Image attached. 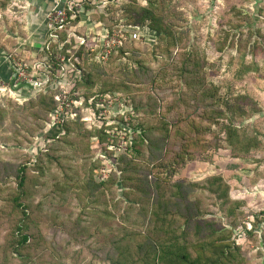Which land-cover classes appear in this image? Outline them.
<instances>
[{"label": "rangeland", "instance_id": "1", "mask_svg": "<svg viewBox=\"0 0 264 264\" xmlns=\"http://www.w3.org/2000/svg\"><path fill=\"white\" fill-rule=\"evenodd\" d=\"M25 1L31 3L27 11L22 7ZM38 1L0 0V264H117V260L126 264L125 259H120L119 244L113 243L114 239L120 240L116 235H124L122 251L136 259L141 232L143 235L153 229L151 221L171 220L170 216L158 210L161 217L142 214L141 222H135L131 215L122 212L123 208L122 213H117L111 200L105 205L96 188L119 170L122 156L138 160L139 155L133 154L130 146L142 136L141 124L150 129L161 110L172 109V102L177 117L179 113L183 116L188 106L181 99L176 100L181 95L176 97L169 91L180 84L186 94V82L195 85L202 80L199 76L180 78L175 67L174 73L168 72V82L173 75L177 78L174 85L157 82L152 89L148 83L153 71L162 67V61L153 59L148 52L156 46L169 47L160 41L162 34L152 29L149 22L131 21L125 10L133 0H91L86 12L71 22L69 35L62 34V40H68L66 45L46 48L42 40V48L37 49L38 34L29 24L34 20ZM42 2L49 5L46 0ZM137 2L143 7L148 5L146 0ZM161 2L179 38L178 46L171 48L175 49L173 58L196 48L207 86L218 87L230 104L241 95L250 96L261 108V112L253 114L252 106L239 103L237 106L252 116L242 118L238 114L234 119L236 126L257 135L258 147L234 154V147L225 140L223 126L209 127L206 132L212 130L218 135L212 148L203 154L195 153L180 169L170 160L163 177L175 185L198 184L222 176L230 186L231 198L226 206L220 199H214L210 209L206 205L207 211L203 204L184 199L181 203L190 204L191 213L198 214L204 224L200 240L210 236L204 223L210 220L221 228L222 234L230 235L229 242L240 245L244 264H264V0ZM134 29H139L141 35L138 42L147 46L142 49L147 65L141 69L131 60L123 61L129 63L126 66L114 58L116 50L131 43L129 37ZM107 36L121 40V44L105 46ZM57 54L64 61L57 60ZM25 64L27 70L21 76L20 68ZM172 64L168 65L170 70L174 68ZM245 67L249 71L243 74ZM122 68H127L125 73ZM129 70L128 76L141 71L143 85L139 79L131 83L128 76H122ZM89 75L92 78L87 80ZM31 80L40 85L32 90L11 88L13 82L16 85ZM189 102L197 106L193 100ZM139 103L146 105L142 112L137 111ZM51 106L53 110L43 114L44 108ZM225 108L228 109L226 105ZM150 132L152 141H156ZM180 144L171 143L168 147L178 150ZM160 147L165 148L166 144ZM26 164L28 182L19 190L18 169ZM124 192V186L119 185L118 199L125 198ZM15 196H22L28 207L23 233L30 236V241L24 246L18 245L22 232L17 227L22 215L13 202ZM205 196L208 200L214 198ZM107 198H111L109 193ZM236 201L240 208L229 217ZM105 209L118 221L133 223L131 231L108 228L114 218L95 213ZM196 224L194 219L189 225L192 235ZM254 224L259 232L249 234L247 228ZM136 235L137 242L131 241ZM192 239L193 243L203 242L194 241L195 236ZM144 255L139 264H143Z\"/></svg>", "mask_w": 264, "mask_h": 264}, {"label": "trees", "instance_id": "2", "mask_svg": "<svg viewBox=\"0 0 264 264\" xmlns=\"http://www.w3.org/2000/svg\"><path fill=\"white\" fill-rule=\"evenodd\" d=\"M146 1L148 5L143 7L138 4L137 0H133V3L126 8L125 13L133 23L145 24L149 22L152 29L162 34L160 41L166 42L169 47L167 49H160L156 46L153 47V51L148 52L153 59L162 61V67L158 72L153 71L154 76L148 84L151 85L153 90H155L154 84L157 82L160 85L168 83L174 85L177 78L173 75L172 80L168 82V72L174 73L175 67L178 68L176 73L180 78L186 80L187 78L195 79L199 76L202 81L195 85L186 82L187 87L185 91L187 97L183 93L180 84L175 87L174 91H169L170 95L171 93L176 97L181 95L176 100L181 99L182 104L185 107L188 106V108H185L183 116L179 113V117H177L175 114V102H172V109L168 111L161 110L156 115L155 123L150 129L141 124L140 128H142L143 134L142 136H138L130 146L131 152L139 155L137 156L138 160L122 156L119 160V170L113 173L109 181L97 186L98 196L105 202V205H107V201L111 200L113 202L112 206L115 207L114 210L116 209L117 213H120L121 208H123L122 212L129 216L131 215L135 222H141L142 214H155L157 215L156 217H161V215H158V210L166 212L171 219L159 220L157 222L151 221L150 226L153 229L149 228L145 232L146 234H143L145 236L141 232L140 237L142 240L137 244L139 256L136 259L134 257L132 259V255L128 252L122 251L123 246L121 245V240H124V235L121 238L119 235H116L120 240L114 239L113 243L119 244L120 259H125L127 261L126 264H139V259L144 253L145 255L141 258V263L143 264H244L240 257V245H237L235 242H229L230 235L225 234V232L222 234L221 228L214 222L210 220L204 222L210 230V236L204 241L200 240L204 224L198 219V214L193 215L191 213L192 209L189 206L190 204L184 206L185 203H181L184 202V199L190 202L193 201L199 204V206L203 204L202 208L207 211L206 205L210 209L214 199H220L221 201H225L223 203L226 206L231 198L230 186L226 180L222 176H217L215 178H208L206 181L198 184L185 182L173 185L163 177V174L168 170L170 160L180 169L186 164V159L195 155V153L203 154L209 148H212V145H214L212 141L217 140L218 135L216 133L212 134V130L206 132V129L209 127L223 126L226 134L225 140L234 147V154L245 153L258 147L257 135L247 129L242 130L238 125L236 126L234 119L237 118L238 114L242 118L244 116H252L250 111L238 107L237 105L239 103L252 106L253 114L259 111L261 112V108L250 96L241 95L237 98V102L234 101V104H230L228 97L222 95L218 87L210 88L207 86L205 80H203L201 73L203 66L196 48L194 52L177 54V57L173 58L175 49L172 50L171 48H176L179 42V38H177L178 34L174 31L176 27L167 20L162 10L161 0ZM138 41L140 39L131 40V43H126L122 48L116 50L114 58L119 59L122 65L129 66L128 62L131 60L134 65L140 66V69L144 65L146 66L147 61L142 49L147 46H143ZM139 52H141V55H138ZM166 54L169 55L165 56ZM180 58H183L182 62L179 61ZM124 60L128 62L124 64ZM169 62L173 63L172 66L174 68L171 70L168 66L171 64ZM178 65L180 66L178 67ZM122 70L125 73L127 68H122ZM248 71L249 69L245 67L243 74ZM140 72L136 76H128L131 73L129 70L122 76H125V78L128 76L131 83L134 82L133 80L139 79V84L143 85ZM91 78L92 76L89 75L87 80ZM150 97L154 101H157L153 96L150 95ZM190 100H193L197 106L191 105ZM46 101L47 98H44L45 103ZM225 105L228 109L225 108ZM145 107L146 105L143 103H139L136 106L138 112L144 111ZM53 108L54 106L44 108L43 114H49ZM179 110L180 108H178ZM150 130H152V133L156 137V141L154 142L151 139L152 135ZM203 132L205 134H202ZM210 136L211 139H208ZM177 142L181 143L180 147H177L178 150L168 147L169 144L175 143L176 145ZM160 144H166V147L161 148ZM155 153H157L156 156L154 155ZM28 177L27 164L20 166L17 182L19 190L25 188ZM119 185L124 186L125 198L118 199ZM107 193L111 195V198H107ZM205 195L214 198L208 200V197ZM13 202L16 208L21 210L22 218L17 228L22 234L18 245L24 246L30 241V236L23 233L25 229L23 223L29 217L28 207L23 203L22 196H15ZM234 204L235 206L228 213L229 217L234 216L235 211H238L240 208L238 201ZM200 209L201 207H198V213L201 211ZM95 213H102L114 218L110 221L111 225L109 224L108 226L110 229L124 228L131 231L130 228L132 229L134 226L133 223L127 224L118 221L117 216H113V213L107 209L103 212L99 210ZM194 219L197 220V230L192 235V229L189 225ZM117 223H125V226ZM173 223L178 227H173ZM232 223L235 224V222ZM168 226L171 227V230L167 228ZM245 227L247 226L245 225ZM254 227L255 224L253 227L247 228L249 234L254 235L259 232ZM193 236H195L194 241L199 240L203 242L193 243ZM137 237V235L132 237L131 241L133 239L137 242ZM117 264H122V261L117 260Z\"/></svg>", "mask_w": 264, "mask_h": 264}, {"label": "built area", "instance_id": "3", "mask_svg": "<svg viewBox=\"0 0 264 264\" xmlns=\"http://www.w3.org/2000/svg\"><path fill=\"white\" fill-rule=\"evenodd\" d=\"M49 3V10L45 17V36L43 44L45 47L51 45H58L63 47L66 45L68 40L64 38L62 40V34H68V27L71 26V22L75 21L80 14L85 13L87 6L90 4L91 0H46ZM69 35V34H68ZM139 29H134L130 35V40L140 39ZM66 40V41H65ZM105 46L111 48L114 44H121V40L111 38L110 36L106 37ZM47 48V47H46ZM60 54V53H59ZM48 58V57H47ZM57 60L64 61V58L57 54ZM27 65L25 64L21 70V76L25 75ZM31 80L29 83H32ZM25 83V82H23ZM34 83V82H33ZM21 84V83H20ZM19 84L14 83V86ZM40 83H34V87L39 86ZM28 90V89H27Z\"/></svg>", "mask_w": 264, "mask_h": 264}, {"label": "crops", "instance_id": "4", "mask_svg": "<svg viewBox=\"0 0 264 264\" xmlns=\"http://www.w3.org/2000/svg\"><path fill=\"white\" fill-rule=\"evenodd\" d=\"M43 0H39L36 4H37V11L33 14L34 15V20H32L30 22L29 25H32V29L38 34L37 36V49H41V43L42 40H44V36H45V17L46 14L49 10V6L45 4V2H42ZM22 7L24 9H26V11L31 8V3L30 1H25L23 2ZM33 19V17H32ZM31 42V41H30Z\"/></svg>", "mask_w": 264, "mask_h": 264}, {"label": "water", "instance_id": "5", "mask_svg": "<svg viewBox=\"0 0 264 264\" xmlns=\"http://www.w3.org/2000/svg\"><path fill=\"white\" fill-rule=\"evenodd\" d=\"M11 88L13 91H19L21 89H29L32 90L34 88V84L33 83H29V82H25V83H21L18 86H14V82L11 84Z\"/></svg>", "mask_w": 264, "mask_h": 264}]
</instances>
